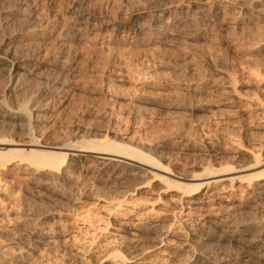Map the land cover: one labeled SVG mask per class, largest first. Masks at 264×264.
Here are the masks:
<instances>
[{
  "label": "rangeland",
  "instance_id": "374dc122",
  "mask_svg": "<svg viewBox=\"0 0 264 264\" xmlns=\"http://www.w3.org/2000/svg\"><path fill=\"white\" fill-rule=\"evenodd\" d=\"M34 1L38 2L35 7L45 16L41 62L52 56L62 60L57 49L63 33L72 35L69 10H84L90 25L85 33L75 37L76 41L71 38L74 43L69 42L73 44V56L69 72L62 77L65 92L56 95L53 102L59 115L49 119L48 128L39 138L41 142L67 139L72 134L74 142L111 140L159 164L156 170H151L155 175L163 176V171L168 170L174 178L192 170L196 172L199 166L207 163V157L198 152L205 142H215V148H224L221 161L235 162L236 167L249 164L248 153L252 150L255 133L264 137V52L257 51L258 45L264 43V8L250 21L247 17L226 13L219 24L204 26L205 22L198 20L173 35L165 34L160 38L147 30L133 35L126 27L134 19L144 24L147 15L156 12L160 4H180L185 10L188 1L205 0ZM220 1L221 4L225 2ZM54 63L51 68L57 70ZM106 88L107 93L104 92ZM76 128L79 130L75 131ZM104 135L108 137L105 139ZM234 152L236 158L231 156ZM88 165L87 176L78 177L83 185L80 197L66 182L57 186L59 195L52 199L34 198L33 190L17 180L4 186L6 193L14 196L10 214L18 210L32 217L48 214L36 222L38 228L53 232L54 237L68 239L60 244L59 264H111L104 262L101 252L108 235L93 231L101 226L96 214H101L99 208L107 205V199L111 202L120 199L127 205L137 202L147 207L150 204L155 213L148 215L152 218L146 216L144 222L161 217L179 202L181 191L159 186L156 179H149L147 175L134 177L135 180L127 177L116 184L106 174L96 175L93 162ZM19 171L21 174V167ZM142 182L145 186L140 185ZM224 186L227 185L221 183L218 187L221 191L216 192L212 203L225 204L224 199L229 194L232 201L237 200L240 192ZM75 198L83 202L81 207L73 206ZM86 208L89 212L81 214ZM135 213H113L110 220L117 218L128 222ZM210 213L198 217L205 219ZM248 217L249 213L240 216L241 219ZM76 222L85 227L76 236L77 241L68 237L75 236L71 232L76 231L77 226L82 228ZM172 235L175 238H161L165 244L159 246L160 249L174 251L173 257L163 264L189 263L193 256L184 251V244L177 243L178 234ZM18 237L20 242L26 243L25 233H18ZM90 241L93 242L91 254L84 251ZM143 242L144 247L152 246L148 241ZM122 250L123 256H134L131 251ZM159 251L152 249L145 258H150L151 264H162L157 261ZM92 255L94 263L90 260ZM10 262L12 259L7 263ZM32 264L45 263L36 260Z\"/></svg>",
  "mask_w": 264,
  "mask_h": 264
},
{
  "label": "bare ground",
  "instance_id": "6f19581e",
  "mask_svg": "<svg viewBox=\"0 0 264 264\" xmlns=\"http://www.w3.org/2000/svg\"><path fill=\"white\" fill-rule=\"evenodd\" d=\"M35 3L34 0H0V264H10L7 263L9 259H12L11 264H32L36 260L59 264L60 244L68 241L65 237H54L53 232L38 228L36 222L48 214L32 217L19 210L10 214L14 196L6 193L4 186L17 180L33 190L34 198L52 199L59 195L57 186L66 182L77 190L79 196L83 185L78 177L87 176L86 170L90 166L86 164L89 162L96 166V175L106 174L116 184L127 177L147 175L149 179H156L159 186L181 191H178L179 202L176 200L178 203L169 212L161 217L156 215L157 219L147 222H144L145 217L155 213L150 204L147 207L137 202L127 205L120 199L117 202L107 199V205L99 208L102 215L96 214L101 219V226L93 229L94 234L108 235L104 248L101 247L103 250L100 249L104 262L151 264L150 258H145V255L156 249L160 250L157 261L163 264L173 257L174 251L161 250L160 247L165 244L161 238H175L172 234H178L177 243L184 244V251L193 256L187 264H264V137L259 134L255 133L251 141L247 166L236 167L235 162L221 161L224 148H215V142H205L198 152L207 157V163L199 166L198 171L192 170L178 178H174L168 170L163 171V176L155 175L151 170H156L159 164L129 146L111 140L102 143L94 139L74 142V134L50 143L39 140L48 128L49 119L58 114L53 107L54 97L65 92L62 77L67 73L73 56V44L69 42L74 41L71 38L85 33L90 25L84 10H69L68 23L72 35L63 33L62 43L57 49L62 60L52 56L41 62L39 56L44 45L45 16L38 11ZM179 5L160 4L156 12L147 15L144 24L134 19L126 30L133 35L147 30L162 38L165 34H175L183 26L194 25L198 20L205 22L204 26L219 24L226 13L247 17L250 21L264 8V0H225L222 4L220 0L188 1L185 10ZM257 51L264 52V43L258 45ZM53 63L58 71L55 68L52 70ZM107 89L104 92L107 93ZM103 137L106 139L108 136ZM232 154L236 158L237 154ZM20 167L22 173L18 174ZM242 172L247 173L243 175ZM144 183L140 185L145 186ZM221 183L222 186L223 183L227 185L225 188L239 191V199L232 201L229 194L224 199L225 204L212 203L216 192L221 191L218 189ZM72 203L73 206L83 205L76 198ZM82 211L81 214L89 212L87 208ZM209 211L210 217H198ZM134 212L133 219L128 222L117 218L110 220L113 213ZM244 213H249L250 217L241 219ZM81 222L84 223V220ZM78 224L82 228L76 224V231L71 232L75 236L69 233V239L77 238L79 232L85 229L83 224ZM20 232L25 233L26 243L20 242ZM179 234H182V239ZM143 240L152 246L144 247ZM92 245L93 242H88L84 251L91 254ZM214 246L217 248H212ZM122 249L131 251L134 256H123ZM92 257L90 260L94 263L95 256ZM6 258H9L8 261Z\"/></svg>",
  "mask_w": 264,
  "mask_h": 264
}]
</instances>
